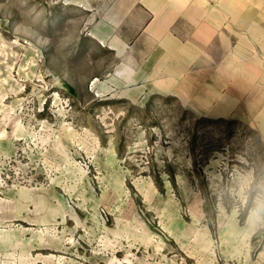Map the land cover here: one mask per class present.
<instances>
[{
  "label": "rangeland",
  "instance_id": "1",
  "mask_svg": "<svg viewBox=\"0 0 264 264\" xmlns=\"http://www.w3.org/2000/svg\"><path fill=\"white\" fill-rule=\"evenodd\" d=\"M99 5L0 0V264H264V41L132 82Z\"/></svg>",
  "mask_w": 264,
  "mask_h": 264
},
{
  "label": "crops",
  "instance_id": "2",
  "mask_svg": "<svg viewBox=\"0 0 264 264\" xmlns=\"http://www.w3.org/2000/svg\"><path fill=\"white\" fill-rule=\"evenodd\" d=\"M94 1L100 4L95 36L125 55L131 69L125 79L132 82L191 79L175 74L187 75L193 64L200 65L196 74L204 75L196 79L207 81L212 70L217 72L212 78L219 82L224 78L219 67L229 65L232 35L249 32L264 41L263 0ZM250 6L253 24H246ZM211 65L216 68L209 69ZM115 78L124 79L121 74ZM151 88L164 94L158 85Z\"/></svg>",
  "mask_w": 264,
  "mask_h": 264
}]
</instances>
